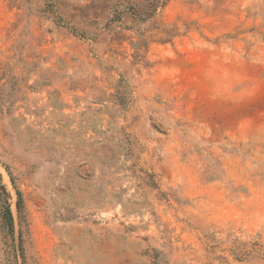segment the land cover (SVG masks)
Masks as SVG:
<instances>
[{
  "label": "rangeland",
  "instance_id": "1",
  "mask_svg": "<svg viewBox=\"0 0 264 264\" xmlns=\"http://www.w3.org/2000/svg\"><path fill=\"white\" fill-rule=\"evenodd\" d=\"M0 264H264V0H0Z\"/></svg>",
  "mask_w": 264,
  "mask_h": 264
},
{
  "label": "trees",
  "instance_id": "2",
  "mask_svg": "<svg viewBox=\"0 0 264 264\" xmlns=\"http://www.w3.org/2000/svg\"><path fill=\"white\" fill-rule=\"evenodd\" d=\"M1 189L3 190V193H6L5 190L1 187ZM18 206V205H17ZM5 214L7 219L10 221L11 220V215H10V211H9V206L8 204L5 206Z\"/></svg>",
  "mask_w": 264,
  "mask_h": 264
}]
</instances>
